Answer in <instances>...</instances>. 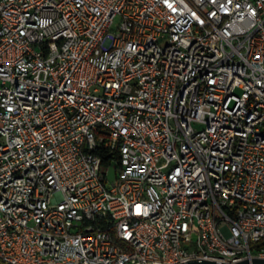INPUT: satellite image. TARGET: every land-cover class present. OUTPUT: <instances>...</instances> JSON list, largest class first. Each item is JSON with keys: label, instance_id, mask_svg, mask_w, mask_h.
Here are the masks:
<instances>
[{"label": "built area", "instance_id": "2783aa9c", "mask_svg": "<svg viewBox=\"0 0 264 264\" xmlns=\"http://www.w3.org/2000/svg\"><path fill=\"white\" fill-rule=\"evenodd\" d=\"M257 256L264 0H0V264Z\"/></svg>", "mask_w": 264, "mask_h": 264}, {"label": "water", "instance_id": "95a60500", "mask_svg": "<svg viewBox=\"0 0 264 264\" xmlns=\"http://www.w3.org/2000/svg\"><path fill=\"white\" fill-rule=\"evenodd\" d=\"M176 264H264V257H252L250 259H242L236 262H217L213 260H197L191 259L186 262L176 263Z\"/></svg>", "mask_w": 264, "mask_h": 264}, {"label": "rangeland", "instance_id": "374dc122", "mask_svg": "<svg viewBox=\"0 0 264 264\" xmlns=\"http://www.w3.org/2000/svg\"><path fill=\"white\" fill-rule=\"evenodd\" d=\"M107 177H108L109 180L113 179L114 172H113V169L112 168H108V170H107Z\"/></svg>", "mask_w": 264, "mask_h": 264}, {"label": "trees", "instance_id": "16d2710c", "mask_svg": "<svg viewBox=\"0 0 264 264\" xmlns=\"http://www.w3.org/2000/svg\"><path fill=\"white\" fill-rule=\"evenodd\" d=\"M104 157H107V154Z\"/></svg>", "mask_w": 264, "mask_h": 264}]
</instances>
